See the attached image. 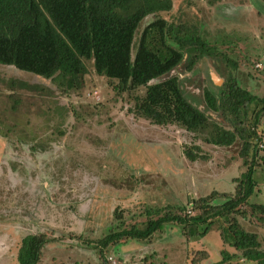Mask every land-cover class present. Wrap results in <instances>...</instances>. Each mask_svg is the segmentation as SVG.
<instances>
[{
  "label": "rangeland",
  "instance_id": "1",
  "mask_svg": "<svg viewBox=\"0 0 264 264\" xmlns=\"http://www.w3.org/2000/svg\"><path fill=\"white\" fill-rule=\"evenodd\" d=\"M161 15L200 22L203 36L220 52L207 53L191 74L183 65L172 73L187 98L199 99L214 76L220 79L215 86L234 77L254 96L264 94L262 0H172ZM154 19L140 22L135 39ZM114 85L90 68L81 85L70 88L64 79L0 63V264H17L20 240L32 233L52 238L39 264H99L98 240L118 226L114 211L121 214L119 227H128L144 221L145 211L155 218L166 206L234 190L242 170L239 143L215 146L178 124L134 116L129 108L141 87L119 91ZM256 131L262 169L249 202L264 204V113ZM193 145L203 158L185 157L183 150ZM238 219L264 246L257 219ZM217 227L188 239L178 222H168L146 239L108 246L103 256L107 264H213L220 250H233Z\"/></svg>",
  "mask_w": 264,
  "mask_h": 264
},
{
  "label": "trees",
  "instance_id": "2",
  "mask_svg": "<svg viewBox=\"0 0 264 264\" xmlns=\"http://www.w3.org/2000/svg\"><path fill=\"white\" fill-rule=\"evenodd\" d=\"M171 8L172 0H0V63L46 79H64L70 88L79 87L90 68L116 83L119 91L141 87L129 108L134 116L157 125L178 124L215 146L239 143L242 170L231 193L213 191L185 206H166L155 211L162 212L155 218L145 211L144 221L128 227H119L121 214L114 211L118 226L96 244L99 264H107L103 254L108 246L123 239H146L168 222H178L188 239L200 238L218 224L222 242L233 250H220V259L213 264L234 260L264 264L258 233L245 229L238 219L249 223L257 219L264 229V204L249 202L256 170L262 169L258 162L262 137L256 128L264 113V94L254 96L234 77L222 78L215 86L220 79L214 76L206 80L199 99L187 98L181 79L172 73L183 65L191 74L207 53L220 52L203 36L200 22H176L161 15ZM148 15L155 19L135 39ZM183 153L190 161L204 157L198 145ZM51 239L43 233L24 235L17 264H39Z\"/></svg>",
  "mask_w": 264,
  "mask_h": 264
},
{
  "label": "built area",
  "instance_id": "3",
  "mask_svg": "<svg viewBox=\"0 0 264 264\" xmlns=\"http://www.w3.org/2000/svg\"><path fill=\"white\" fill-rule=\"evenodd\" d=\"M262 145V144H261Z\"/></svg>",
  "mask_w": 264,
  "mask_h": 264
}]
</instances>
